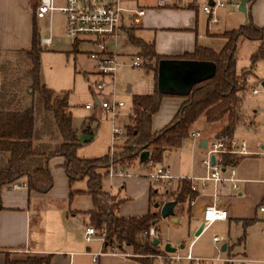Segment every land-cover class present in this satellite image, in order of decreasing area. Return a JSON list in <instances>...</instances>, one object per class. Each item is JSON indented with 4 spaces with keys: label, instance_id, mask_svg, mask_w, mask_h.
<instances>
[{
    "label": "crops",
    "instance_id": "crops-1",
    "mask_svg": "<svg viewBox=\"0 0 264 264\" xmlns=\"http://www.w3.org/2000/svg\"><path fill=\"white\" fill-rule=\"evenodd\" d=\"M22 1L25 5V0ZM26 1L28 13H31L33 8L34 16H36L37 0ZM125 3L131 7L144 6L146 15L140 25H132L129 18L125 16L118 38L125 33L128 39L126 40L132 41L131 35H134L153 43L158 53L167 56H181L186 52H192L198 44L221 49L226 42L223 33L246 23L249 11L257 25H264V0H254L251 4L248 1L246 11L240 9V4L220 8V19L212 24V27L208 25L209 16L202 9L199 0H186L184 5L176 6H158L157 0L145 4H141L139 0H125ZM110 41L115 44L114 40ZM114 44L111 47L108 45L112 51L115 49ZM133 44L136 51L131 53L132 56L139 54L141 50L138 44L135 42ZM31 45L32 39L31 44L24 45L17 43L5 46L0 43V57L6 53L30 48ZM89 46V50L93 48L91 44ZM116 51L118 55V49ZM144 69L148 80L136 86L134 90L129 87V90L133 91L132 95L151 93L156 89L154 69L148 66ZM184 95L186 94L171 93L163 97L159 110L153 115V131L160 130L172 120L186 99ZM96 99L99 103L103 98L96 95ZM242 103L241 99V108ZM122 111L119 120L125 126V117L132 110ZM224 118L208 121L202 114L191 125V130H199L201 135L196 138L189 135L183 139L180 146L171 147L165 151L162 164L178 176L172 190L177 187L180 177H198L207 173L203 160L208 152L210 140L219 136L218 133L226 122ZM257 129L255 122L243 112L233 135L227 137L229 142L247 139L252 151L241 155V160L235 164L240 178V188L236 189L230 182H226L218 190V203L227 209L228 217L219 219L207 227V229L212 228L210 232L206 233L207 229H205L200 234H196L202 222L205 207L215 201V187L212 183L195 198L190 213L184 211L167 216L176 229L168 234L165 242H162V238L160 239L161 247H165V244L170 242L172 246L177 248L180 246L179 249L183 251L191 246L195 254L210 256L218 251L213 240L214 235L217 234L221 236L224 256L239 258L240 264L258 262L264 264V213L259 209L264 199V142L259 136H255ZM78 137L82 145L92 140L95 133L91 128H85L82 132H78ZM173 154L176 155V159L173 158ZM64 160L62 155H55L50 159L54 185L46 193L30 191L27 186L12 188L4 185L1 187L0 197L3 207L0 208V264H5L7 252L16 258H24L29 254H51V264H89L90 259L94 264H137L135 259L119 251H106L100 254L98 261L93 259L92 252L95 250L87 245L88 240L85 237V228L91 222L87 211L91 208L84 209L73 201L76 194L80 193L71 196L70 179L63 167ZM142 167L138 162L133 166L135 170H142ZM119 181L122 188L119 195L123 191L125 195L120 197L125 199L117 209L118 215L148 213L151 192L159 187L154 185L151 177L147 174H137L124 179L119 178ZM110 191L115 193L112 189ZM176 208L177 205L175 213ZM187 236L190 238L189 242H187ZM214 261H220L218 264H233L223 260Z\"/></svg>",
    "mask_w": 264,
    "mask_h": 264
},
{
    "label": "trees",
    "instance_id": "trees-1",
    "mask_svg": "<svg viewBox=\"0 0 264 264\" xmlns=\"http://www.w3.org/2000/svg\"><path fill=\"white\" fill-rule=\"evenodd\" d=\"M254 0H249L250 4ZM248 22L238 28L226 30V42L221 49L198 44L192 52L181 56H167L156 51L154 44L131 35L133 42L141 47L139 54L145 59L144 65L155 71L156 89L151 93H134L132 111L125 123L126 144L117 152L116 160L122 164L137 159L143 150L150 151L149 158L141 166H147L149 159L162 163L165 151L180 146L183 139L190 135L191 125L203 114L208 121L227 117L221 134L231 137L237 123L242 118V92L247 88V70L238 71V45L242 38L261 41L253 55V61L264 57V25H257L248 12ZM77 44V43H76ZM77 49V47H76ZM44 50L41 35L34 28L32 45L21 51L30 60L27 70L31 78L28 92L13 90L6 82L0 84V190L13 181L23 179L30 191L48 192L54 185L50 159L55 155L64 157L63 167L71 184V196L88 193L94 200V207L88 210L90 221L99 229L106 231L104 251L129 252L128 256L137 262L154 264L151 256L161 250L150 236L142 235L144 229L155 225L161 218V205L176 199V215L191 212V200L199 195L192 188L189 178H181L174 190L160 193L159 188L151 192V205L157 207L146 214L120 216L117 209L125 199L103 188V179L109 172L110 155L85 157L78 154L80 141L78 130L73 126L69 93L57 92L41 80V54ZM163 59H189L209 61L215 64V72L192 86L184 95L186 99L163 128L152 129V119L161 106L165 95L158 88L159 63ZM39 97L35 102L34 93ZM174 94V93H172ZM29 96V97H28ZM220 162L226 166L237 164L241 155L231 152L220 154ZM85 179V189H75V181ZM108 195V197H106ZM3 205L0 197V208ZM156 221V222H154ZM161 239V236H159ZM130 246L132 251L124 246ZM5 264H51V254H29L24 258L12 257L7 252Z\"/></svg>",
    "mask_w": 264,
    "mask_h": 264
},
{
    "label": "rangeland",
    "instance_id": "rangeland-1",
    "mask_svg": "<svg viewBox=\"0 0 264 264\" xmlns=\"http://www.w3.org/2000/svg\"><path fill=\"white\" fill-rule=\"evenodd\" d=\"M90 1L101 2V0H89V2ZM199 1L201 2V6L205 2H202V0ZM26 2L25 0L24 5L22 0H0L1 44L5 46L17 43L23 45L26 43L31 44L35 27L41 36L48 35L50 29L49 20L45 17L39 18L34 16L33 8L31 13H28ZM139 2L145 4L148 2H155V0H139ZM58 3L60 4L62 2L58 1ZM65 19V14L62 11L56 10L54 12L53 33L55 40L49 46L43 45L44 50L41 54L40 68L41 80L46 86L55 89L59 93H63L64 91L69 93V108L73 115V126L78 132H82L85 128H91L95 133V137L92 140L82 143V145L78 147V154L85 157H98L109 154V168L111 166L114 170L120 167L126 168L125 175L123 176L115 175L110 177L106 174L103 179L104 190L112 193L110 191V189H112L119 197L120 195L124 196L125 194L123 191L120 192L119 195L121 188L119 178L124 179V177L135 176L137 174L145 175L149 171L148 166L142 167V170H135L133 168V166L137 165L139 157L126 164H122L116 160L117 152L124 147L127 140V131L124 123L120 122L119 116L123 113L122 110L126 112L132 110L133 91H130L129 87L134 90L139 84L147 82L148 75L145 73V65L133 66L131 64V53L135 52L136 48L132 41H127L126 34L122 33L117 41H115V44L111 41L107 42L109 47L114 44L115 52H117L116 49H118L119 66L115 75L102 74L97 68L96 62L89 56L88 48L90 47V43L81 41L79 44H76L77 42L66 34ZM208 25L212 27L209 23ZM260 43L261 41L258 39L243 38L240 40L237 50V68L239 72L243 70L248 71L247 88L242 93L243 103L241 111L243 109L242 113L244 112V114L251 118L258 126V131L255 136H259L264 142V57H258L253 61V55L258 50ZM0 60V84L4 81L8 83L14 91L22 90L27 93L31 83V78L27 70L31 64L25 53L20 50L6 53L0 57ZM113 77L115 79H113ZM102 81L105 82L103 88H99L98 83ZM254 87L258 88L259 92L254 93ZM96 95L103 99H112L115 97L125 102V105L121 107L122 110L120 109L116 119H113L111 112L106 111L101 104L97 102ZM38 97L39 93L36 92L30 99L36 102ZM86 104H90L91 108L86 107ZM224 119L227 122V117ZM128 120L129 113L126 115L124 122ZM115 122L124 127L125 136L119 140L117 139V142L114 144L113 126ZM221 130L218 133L219 136L227 138V136L221 134ZM252 131L254 132L253 129ZM202 134H205L204 129ZM113 144L114 148L112 149ZM206 156L207 154L205 157ZM173 158L176 159L175 154H173ZM204 175H206V173ZM86 186V180L81 179L75 181L72 188L85 189ZM158 188L160 193L171 191H166L163 186H159ZM73 201L84 209L94 207V200L89 194H76ZM155 209H157V207L154 203L150 205V210ZM90 223L92 224V222ZM156 224L159 227L158 235L161 236L162 242H165L164 240L169 236L168 234L173 233L176 229L175 226L171 224L169 217L161 216ZM211 230L212 228L205 231L208 233ZM186 239L187 242L190 241L188 236ZM87 245H90L92 250L98 251L102 245L99 233L94 235L91 241H87ZM124 248L132 251L130 246L125 245ZM215 255L216 253L210 256L213 257ZM219 262L214 261L211 263L218 264ZM89 264H94L91 259L89 260ZM256 264L263 263L258 262Z\"/></svg>",
    "mask_w": 264,
    "mask_h": 264
},
{
    "label": "built area",
    "instance_id": "built-area-1",
    "mask_svg": "<svg viewBox=\"0 0 264 264\" xmlns=\"http://www.w3.org/2000/svg\"><path fill=\"white\" fill-rule=\"evenodd\" d=\"M61 1L62 3H58ZM186 0H157L158 6H176L184 5ZM240 4V0H207L202 9L208 14V23L210 25L219 21V9L222 7ZM56 10H60L65 14V31L66 34L74 39L77 44L81 41H86L92 45V49L88 50L89 56L96 62L97 68L102 74L115 75L119 66L118 55L115 51L109 49L107 42L110 40L117 41L119 30L127 16L132 25H140L143 23V18L146 15V8L144 6H127L125 0H101L100 3L92 2L89 0H37L36 16L39 18H47L49 20V33L41 37L43 45H51L54 41L53 33V15ZM145 59L136 54L131 57V64L133 66L144 65ZM113 79H115L113 77ZM104 81L98 83L99 88H103ZM253 92H259V89L254 87ZM99 104L106 110L111 112L113 119L117 118L118 113L122 106L125 105L123 100L117 98L101 99ZM90 108V104H86ZM113 141L123 138L125 136L124 127L118 125L116 122L113 126ZM201 135L199 130H191L190 136L196 138ZM112 145V149L114 148ZM223 152H231L239 155H246L252 151L249 148L247 139L234 140L229 142L224 136H216L208 146L207 156L204 158V163L207 167V173L198 177H187L192 181V188L197 190L198 193L208 188L212 183L214 184L215 201L207 205L204 209L202 221L204 222L203 230L209 227L212 223L219 219H226L228 211L219 205L218 190L226 182H230L236 189L240 188V178L237 175V167L235 164H228L224 166L220 162V154ZM215 155V160L212 155ZM147 166L149 175L152 181L157 186H163L166 191L172 190L177 175L173 174L171 169L162 163H154L149 159ZM125 167H120L117 170L111 166L108 175L110 177L115 175H125ZM186 178V177H180ZM198 179V180H197ZM199 181V183H198ZM12 188H20L27 186L25 181L16 180L10 185ZM108 197V195L106 196ZM196 197L192 198L191 203L194 202ZM259 209L264 213V199L261 202ZM101 237L102 245L98 251H94L93 259L98 261L101 253L104 251V243L106 241V231L99 229L93 224H88L85 228V237L88 241L92 240L94 235L98 234ZM142 235L144 237L150 236L154 238L158 236V229L155 225H151L148 229H144ZM214 243L217 247L215 256H200L193 252L191 246L183 251L177 248L176 250H166L161 247V250L152 254L154 264H209L214 260H223L240 264L239 258L232 256H224L221 246V236L214 235ZM115 252V251H112ZM126 255L129 252L119 251Z\"/></svg>",
    "mask_w": 264,
    "mask_h": 264
},
{
    "label": "water",
    "instance_id": "water-1",
    "mask_svg": "<svg viewBox=\"0 0 264 264\" xmlns=\"http://www.w3.org/2000/svg\"><path fill=\"white\" fill-rule=\"evenodd\" d=\"M249 0H240V9L246 11V5ZM245 22H248V18ZM215 64L209 61H198L189 59H163L159 63V79L158 88L163 92L168 93H182L188 94L192 86L215 72ZM264 84V82H263ZM206 143V141H204ZM150 151L143 150L139 156V161L143 162L149 158ZM216 156L213 154L212 159L215 160ZM177 200H168L161 205V215L167 217L175 215V206ZM156 222V221H154ZM204 222L202 221L196 230V234H200L203 230ZM154 243L159 244L160 238L155 236ZM166 250H176V246H172L170 242L165 244ZM137 264H144L137 262Z\"/></svg>",
    "mask_w": 264,
    "mask_h": 264
}]
</instances>
